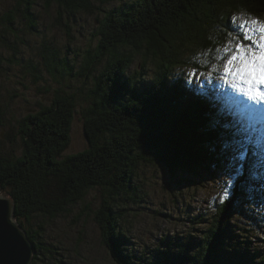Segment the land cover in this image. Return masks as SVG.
<instances>
[{"label":"trees","instance_id":"1","mask_svg":"<svg viewBox=\"0 0 264 264\" xmlns=\"http://www.w3.org/2000/svg\"><path fill=\"white\" fill-rule=\"evenodd\" d=\"M35 1L16 0L17 4L6 12L0 10V26L14 31V21L21 15L28 20L29 29L37 31L35 26L38 27L40 19L42 23L43 16L37 17L32 11ZM43 3L47 9L56 7L55 26L65 32V27L71 30L70 22H77L75 13L93 14L98 45L94 53L86 50L78 63L75 58L74 64L55 46L43 44L44 66L59 86L50 102L16 121L20 152L13 144L10 146L14 149L9 150L0 143V190L13 198L16 219L35 243L31 264L42 263L45 258L50 264H63L60 248L43 236L46 229L43 221L34 224L32 217L53 221L75 205L89 210L92 204H87V194L94 189L98 190L99 198L94 211L96 222L101 225L102 242L116 264H156L158 258H164L162 253L172 264H207L213 249L220 247L239 255L244 264H264V236L257 246L245 238L246 232L262 224L244 228L233 223L227 233L231 219L238 223L239 217L244 216L254 221L257 207L264 216V182L251 179L245 167L235 184L225 183L227 161L207 127L208 119L217 113L230 127L237 126L242 117L235 100L225 93L210 95L208 88L197 81L188 84L182 76L169 75L173 63L193 65L203 73L209 71L208 64L218 63L216 57L224 56L216 49L222 47L226 34L236 35L231 17L243 13L264 19V0H131L109 9L97 6L94 0H43ZM136 57L140 59V69L148 61L157 65L156 74L147 82L130 71ZM98 64L102 66L95 76L93 67ZM30 67L34 70L33 74L29 72L32 79L42 80L40 63L31 61ZM88 76L93 78L92 87L84 81L78 87L72 86L71 80ZM117 85L123 87L118 90ZM186 90L202 95L207 103L202 106ZM12 96L15 94H10V99ZM81 96L87 104L78 110L76 101ZM137 97L160 106L172 97L184 101L180 112L167 115L174 127V155L146 146ZM5 106L9 109V102ZM0 112V126L6 127L8 121L12 125L4 109ZM77 112L84 117L87 148L61 156L69 145L71 124ZM201 112L204 114L200 115ZM156 162L179 184L193 182V178L185 175L197 177V182L202 183L201 179L209 173L216 177L221 171L224 181L216 190L224 198L221 199V194L218 201L215 198L207 228V224L200 225L203 216L191 215L196 235L189 234L178 241L162 240L163 249H137L129 244V230L122 221L125 215L139 209L138 202L143 197L136 183L139 168Z\"/></svg>","mask_w":264,"mask_h":264},{"label":"rangeland","instance_id":"2","mask_svg":"<svg viewBox=\"0 0 264 264\" xmlns=\"http://www.w3.org/2000/svg\"><path fill=\"white\" fill-rule=\"evenodd\" d=\"M94 1L97 6L109 9L131 0H117L106 3H101L98 0ZM0 2L2 4H0L1 13L6 12L8 7L11 8L14 4H17L16 0H0ZM34 4L32 11L37 13V17L41 14L43 16L42 23L40 19L38 27L35 26L38 29L37 31L29 29L28 20H23L21 15L14 21V31L2 25L0 26L2 36L0 39H3V42L0 41V110L4 109L5 117L12 122V125H9L8 121L6 127L0 126V143L7 145L9 150L14 149V146L17 152H20L22 148L20 144H16L17 142L20 143L16 121L29 112L38 111L43 104L50 102L55 88L59 86L44 66L42 45L55 46L62 56H66L69 62L74 64H76L75 58H77L78 63L86 50L94 53L98 45V35L95 33L97 31L95 28L96 21L93 14L86 11L75 13L74 15L78 19L77 22L75 24L70 22L71 30L65 27V32L55 26L56 7L45 8L43 0H36ZM64 22L67 23V21ZM31 61L34 64L40 63L44 76L42 80L35 77L32 79L30 76L29 72L33 74L34 71L30 67ZM101 66L102 64H98L93 67L95 76L99 73ZM139 66L140 59L136 57L130 66V71L135 76L141 77L140 81L144 82L150 80L158 70L157 65L150 61L142 69L138 68ZM171 66L169 75L182 76L186 81L188 80V73L193 69H198L193 65L180 63H173ZM198 71L201 74L206 73L199 69ZM82 81L87 86L92 87L93 85V78H89V76L73 79L71 84L73 87H78ZM194 81L207 88H213L212 85L216 83L214 80L208 81L203 75L193 79L192 83ZM218 88L214 90L216 92L231 93L235 95L236 100L241 96L238 91L228 86ZM12 93L15 96L10 99L9 95ZM79 99V101H76L78 110L87 104L84 97L81 96ZM7 102L10 104L9 109L4 108ZM231 108L233 107L231 106ZM203 114V112L200 113V115ZM12 144L13 146H10ZM87 144L84 117L83 114L77 112L71 124L69 145L66 150L62 151L61 156L83 151L87 148ZM138 172L140 174L136 183L139 185V191L143 197L138 202L139 209L131 211L125 217L123 216L124 220L122 221L129 230L131 237L129 244L137 249H141V247L163 249L162 240L166 242L170 240L178 241L189 234L196 235L195 224L192 223L191 219L193 214L198 213L201 217L203 216L200 225L207 224L208 218L214 212L213 204L220 199V194L222 197V193L218 189L216 190L218 187L221 188L220 185L224 181L221 171L216 177L213 173H209L204 179H201L202 183L197 182V177L185 175L193 178V182L189 180L185 181V184L175 183L170 178L167 169L158 162L141 166ZM3 194L8 196L5 192ZM97 196V189L91 190L87 194V204L88 202L92 204L89 210H86L85 207L81 209L82 205L80 207L75 205L53 221L41 216L32 217V223L34 224H40L43 221L42 225L46 226L43 236L47 241L55 242L60 248V251H58L61 254L59 258L63 264H116L102 242L103 230L100 227L101 225L96 222L94 211L98 208L96 207L99 200ZM215 198H217V201H215ZM254 210V221L244 216L239 217L238 223L231 219L227 233L231 230L233 223L244 228L256 227L260 223L262 225L258 228L245 233L247 242H251L252 246H257L261 244L260 238L264 236V216H262L259 207ZM230 236L231 232L229 233ZM39 264H50V261L45 258Z\"/></svg>","mask_w":264,"mask_h":264},{"label":"snow or ice","instance_id":"3","mask_svg":"<svg viewBox=\"0 0 264 264\" xmlns=\"http://www.w3.org/2000/svg\"><path fill=\"white\" fill-rule=\"evenodd\" d=\"M231 22L235 25L236 35L227 33L222 47L216 49L224 56L216 57L218 63L208 64L209 71L204 74L193 69L188 73L187 83L191 84L193 79L203 75L208 81H216L213 88L228 86L241 94L234 101L242 117L239 124L230 127L217 113L208 119V131L227 161L228 180L225 183L235 184L243 176L245 167L251 179L264 182V19L242 13L231 17ZM116 87L119 90L123 85ZM186 91L195 95L202 106L207 103L202 95ZM137 99L140 100L141 127L146 146L165 155H174V127L167 115L180 112L184 101L172 97L160 106L140 97ZM227 195L226 191L225 197ZM6 246L23 249L25 241L0 219V254ZM161 257L164 258H158L156 264H172L166 254L162 253ZM0 264L3 262L0 261ZM207 264H244V261L236 253L220 247L213 249Z\"/></svg>","mask_w":264,"mask_h":264},{"label":"water","instance_id":"4","mask_svg":"<svg viewBox=\"0 0 264 264\" xmlns=\"http://www.w3.org/2000/svg\"><path fill=\"white\" fill-rule=\"evenodd\" d=\"M15 204L13 198L3 194L0 191V219H3L6 225L10 226L16 235L25 241L23 249L6 246L3 253L0 254V261L3 264H17L22 261L23 264H31L36 252L35 243L29 238L27 231L18 222L15 215Z\"/></svg>","mask_w":264,"mask_h":264},{"label":"bare ground","instance_id":"5","mask_svg":"<svg viewBox=\"0 0 264 264\" xmlns=\"http://www.w3.org/2000/svg\"><path fill=\"white\" fill-rule=\"evenodd\" d=\"M236 123V122H235ZM238 124H239V122H238ZM158 255V254H157Z\"/></svg>","mask_w":264,"mask_h":264}]
</instances>
